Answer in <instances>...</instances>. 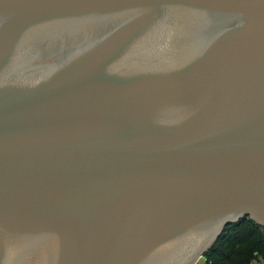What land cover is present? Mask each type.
I'll return each instance as SVG.
<instances>
[{
    "label": "water",
    "instance_id": "obj_1",
    "mask_svg": "<svg viewBox=\"0 0 264 264\" xmlns=\"http://www.w3.org/2000/svg\"><path fill=\"white\" fill-rule=\"evenodd\" d=\"M264 227V0H0V264H195Z\"/></svg>",
    "mask_w": 264,
    "mask_h": 264
},
{
    "label": "trees",
    "instance_id": "obj_2",
    "mask_svg": "<svg viewBox=\"0 0 264 264\" xmlns=\"http://www.w3.org/2000/svg\"><path fill=\"white\" fill-rule=\"evenodd\" d=\"M204 257L206 264L264 263V227L250 218L229 224Z\"/></svg>",
    "mask_w": 264,
    "mask_h": 264
},
{
    "label": "crops",
    "instance_id": "obj_3",
    "mask_svg": "<svg viewBox=\"0 0 264 264\" xmlns=\"http://www.w3.org/2000/svg\"><path fill=\"white\" fill-rule=\"evenodd\" d=\"M195 264H206V258L203 257L199 259ZM253 264H264V263L261 261H255Z\"/></svg>",
    "mask_w": 264,
    "mask_h": 264
},
{
    "label": "rangeland",
    "instance_id": "obj_4",
    "mask_svg": "<svg viewBox=\"0 0 264 264\" xmlns=\"http://www.w3.org/2000/svg\"><path fill=\"white\" fill-rule=\"evenodd\" d=\"M258 261H261V260H258ZM262 262V261H261Z\"/></svg>",
    "mask_w": 264,
    "mask_h": 264
}]
</instances>
